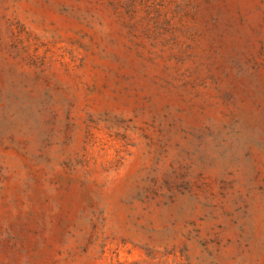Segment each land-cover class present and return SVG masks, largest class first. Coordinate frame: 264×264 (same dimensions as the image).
<instances>
[{
  "label": "rangeland",
  "instance_id": "374dc122",
  "mask_svg": "<svg viewBox=\"0 0 264 264\" xmlns=\"http://www.w3.org/2000/svg\"><path fill=\"white\" fill-rule=\"evenodd\" d=\"M0 264H264V0H0Z\"/></svg>",
  "mask_w": 264,
  "mask_h": 264
}]
</instances>
